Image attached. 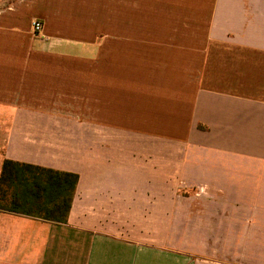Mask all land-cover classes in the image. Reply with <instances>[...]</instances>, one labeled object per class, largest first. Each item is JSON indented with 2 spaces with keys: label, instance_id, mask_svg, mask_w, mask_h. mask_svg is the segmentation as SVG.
Instances as JSON below:
<instances>
[{
  "label": "crops",
  "instance_id": "obj_1",
  "mask_svg": "<svg viewBox=\"0 0 264 264\" xmlns=\"http://www.w3.org/2000/svg\"><path fill=\"white\" fill-rule=\"evenodd\" d=\"M6 159L78 182L64 223L0 209V264L264 256V0H0Z\"/></svg>",
  "mask_w": 264,
  "mask_h": 264
},
{
  "label": "trees",
  "instance_id": "obj_2",
  "mask_svg": "<svg viewBox=\"0 0 264 264\" xmlns=\"http://www.w3.org/2000/svg\"><path fill=\"white\" fill-rule=\"evenodd\" d=\"M78 175L6 159L0 177V209L64 223Z\"/></svg>",
  "mask_w": 264,
  "mask_h": 264
},
{
  "label": "rangeland",
  "instance_id": "obj_3",
  "mask_svg": "<svg viewBox=\"0 0 264 264\" xmlns=\"http://www.w3.org/2000/svg\"><path fill=\"white\" fill-rule=\"evenodd\" d=\"M246 166H251L250 164L246 165ZM202 186H196L194 188V190L189 194L187 193V195H195V197L197 196V199H202L204 196H209L210 192L208 191V189H200ZM257 209H253L250 207H245L244 208V217H250L252 215V213H255ZM260 214H263V210L260 209ZM260 226H264V225H260ZM187 224L181 225V231H187ZM245 231H251L252 225L251 223H246L245 224ZM186 235V234H185ZM171 242L173 241H169V244L171 245ZM178 241H174V244H176ZM188 240L187 239H181L179 241L180 243V247L181 249H188ZM203 242V241H202ZM208 258L211 259H215L216 262H222L225 264H231V263H236V262H240L241 264H264L263 260H264V256H260V257H251V256H243V257H235L232 255H228V256H224L221 255L219 256V254H215L214 256H207ZM253 260V261H252Z\"/></svg>",
  "mask_w": 264,
  "mask_h": 264
},
{
  "label": "built area",
  "instance_id": "obj_4",
  "mask_svg": "<svg viewBox=\"0 0 264 264\" xmlns=\"http://www.w3.org/2000/svg\"><path fill=\"white\" fill-rule=\"evenodd\" d=\"M33 27H34L36 32H39L42 30L43 25L40 21L37 20V21L33 22Z\"/></svg>",
  "mask_w": 264,
  "mask_h": 264
}]
</instances>
